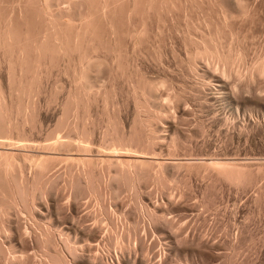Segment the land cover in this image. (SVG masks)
Segmentation results:
<instances>
[{"label": "rangeland", "instance_id": "1", "mask_svg": "<svg viewBox=\"0 0 264 264\" xmlns=\"http://www.w3.org/2000/svg\"><path fill=\"white\" fill-rule=\"evenodd\" d=\"M242 1L244 8L239 7L234 0H212L215 3L207 2L199 5V8L196 6L188 9L187 16L180 10L175 20L180 25L179 33L168 29L170 34L165 31V36L152 37L143 44L141 51L137 50L133 54L132 66H137L147 83L157 87L155 97L146 94V107L137 111V114L132 99L126 96L127 92L122 91H127L125 85L123 88L121 86L125 83L114 85L118 89L116 101L119 108L109 106V110L121 109L120 116L129 125L135 119L133 117L138 116L146 120L149 129L155 131L149 130L156 138L153 153L135 154L128 151L125 155L134 153L143 160L162 161L165 164L168 180L162 182V185L157 182L156 185L152 179L143 182L140 201L141 204L154 208L157 214H163V220L166 221L160 219L154 225H147V218L139 217L133 207L130 190H124L119 197L103 193L104 202L97 197L99 202L94 193L82 194L75 200L67 182L64 183L69 176L66 167L69 159L83 155L98 160L104 154L106 158L107 153L114 155V158L125 153L119 150L111 154L102 145L105 125L98 115H102L100 111L104 108L100 101L94 104L93 113L91 111L93 117L90 119L99 116L98 120L101 122L99 124L94 119L97 127L95 126L90 138L92 141L89 139L88 142H83L74 135V141H71L72 135L67 131L72 126V116L65 119V125H70L69 128L64 126L61 131L58 130L57 134L62 136L61 141L71 142L69 147L63 146L65 149L62 147V151L61 146L57 147L59 150L54 149L59 151L55 153L59 158H55L60 160H56V164L47 172L49 180H55L54 191L48 195L47 205L45 201L37 200L38 204L35 203L39 214L29 215L21 206L13 207L9 203L7 207L10 206L11 209L7 210L8 213L5 212L7 214L4 215L0 212L3 213L0 216V246L3 248L0 264H50L46 249L38 242L44 238V228H49L55 234L58 247L67 255L69 264H118L119 261V264H134L135 259L143 260L141 264H264V72L258 76L248 70L251 61L258 57L264 58V0ZM220 10L225 11L227 22H224ZM170 22L166 21L169 28L173 25ZM187 27L196 39L206 38L208 43L214 39L222 49L230 48L243 54L244 61L239 60L237 65L234 63V67L225 76L221 74V65L216 62L218 69L220 66L218 70L214 62L216 60L213 59L197 62L194 72L189 73L186 64L181 62L186 57L183 31ZM156 51L162 55L161 60H157ZM211 61L214 63H209ZM133 70L136 71V67ZM97 75L98 73L92 79V85L96 88L92 89H96V92L97 89L99 92L107 88L109 90L111 82L107 70H101ZM48 78L44 82L48 86L42 89V96L40 93L36 96L37 99L34 96L36 100L40 97V103L44 104L40 126L30 133L26 141L16 139V146L1 147L15 149L26 144V152L23 153L28 155L52 154L47 147V144L54 141L50 139L49 133L55 129L57 120L63 118V105L59 102L47 104L48 97L44 91L47 96L49 91H57L62 99L72 83L59 74L57 68L51 70ZM78 146L86 148L87 155L79 151ZM124 159L131 160L128 157ZM219 159L235 160L234 162L244 165L247 171L257 174L255 181L238 191L229 183L208 178L202 163ZM178 162L184 164L176 169ZM171 164H174L173 168ZM24 169L28 170L30 167ZM76 169L73 168L74 172H77ZM28 171L20 174L24 176ZM107 207L109 210L105 212L104 208ZM167 219L174 227L169 223L170 226L167 227ZM176 231H179L180 237ZM63 240L77 249V258H73L65 250V243L61 242ZM141 241L143 243L140 244ZM126 248L130 249V253ZM124 257L129 261H124ZM88 258L93 262L87 261Z\"/></svg>", "mask_w": 264, "mask_h": 264}, {"label": "bare ground", "instance_id": "2", "mask_svg": "<svg viewBox=\"0 0 264 264\" xmlns=\"http://www.w3.org/2000/svg\"><path fill=\"white\" fill-rule=\"evenodd\" d=\"M211 1L212 0H0V212H3L4 215L7 214L9 211L8 209H11L10 206L7 207L9 203L13 207L21 206L29 215L32 213L33 216H35L37 212V214H39L36 205L38 204L37 200L45 201L46 203L48 195L54 191L55 180H49L50 177L48 178L47 174L50 167L60 160L55 158L58 157L55 153L57 154L59 151H55L54 149L59 150L57 147L61 146L60 151H62L63 146L69 147L70 142L74 141L73 135L82 139L81 141L83 142H88L93 131H95L94 128L96 123L94 119H96L97 121H95L98 123V119L100 118V121L105 125V135L102 139V145H105L108 150L111 151V154L117 153L119 150L125 153H122L123 155L120 157L115 156L114 158V155H110L106 152L107 156H109L104 158L105 154L103 153L104 157L102 158L104 159L101 158L102 160L90 159L88 156L85 157L83 155L69 160L67 158L68 161H65H67L66 167L69 171V176L67 175L68 178L66 176L67 181L65 180L64 183L67 182L66 185L71 190V192H69L74 196L75 200H77L82 194L86 195L87 193H94L96 198L103 199V193H105V195L108 193L109 196L117 197L124 190H130L132 193V201H134L133 207L139 217L147 218V225H154L158 223L160 219L163 220V214H157L158 212H156L154 208L151 209L148 207V204V206L146 204L143 205L140 201V188L143 182L152 179L155 183L157 182L162 185V182L168 179L165 172V164L161 163L162 161L160 163L156 161V163L154 160H143L140 158L141 156L138 157V155H135V152H137V154L153 153V143L156 138L149 130L154 131V129H149L146 120L144 121V119L138 118L135 114H137V111L140 109L146 107V94L155 97L156 93L154 94V92L157 87L147 83L143 73L137 70V66H132L134 63L133 54L137 50L141 51L143 44L150 41L152 37L160 35L165 36V31L169 32V30L171 31L173 29L175 32L179 33L180 25L175 22V20L180 10L185 12L187 16L188 14L186 13H188V9L196 6L199 8V5H204L207 2L215 3ZM234 1L239 7L244 8L242 0ZM220 12H222L221 15H223L224 22H227L225 11L220 10ZM168 20L173 23L171 28L166 26V21ZM183 32V45L186 57L181 59V62L186 64L189 73L194 72L197 62L213 59V61L216 60L214 61L215 64L218 62L221 65V74L225 76L226 74L228 75L234 63L243 59V54L234 52L230 48L227 50L222 49L219 42H215L214 39H212L210 43L207 42L206 38L202 39L199 37V39H196L188 27ZM156 56L157 60L162 59V55L159 54V51H156ZM214 62L211 61L209 63ZM251 62V66L248 65L250 68H247L250 70L249 72L251 74L256 73L255 75L258 74L259 76V74L264 72V58L258 57ZM237 64L238 63H236V65ZM217 65L218 64H216V67ZM135 67L136 71H134L135 69L133 70ZM53 68H57V72L67 77L72 83V85H70L71 83L69 82L71 87L69 86L70 88L67 92L64 90L66 94L63 92L64 97L62 99L57 91L50 92L47 90L49 91V96H47L48 94L46 95V92L43 90L45 96L48 97L47 104L59 102V104L63 105V108H61L63 118L58 117L60 119L59 121L57 120L55 125V129L57 130L54 129L49 133L50 139L54 141L49 143V145L47 144L48 150L51 149L49 153L54 155L48 154L49 156H46L45 153V156L35 153H29L28 155L23 153L26 152L24 149L27 147L26 144L15 149L1 147L2 145L16 146V139L26 141L29 139L30 133L32 134V131L40 126L41 110L44 104H41L40 97L38 98L39 101L36 99L39 93L41 94L42 89L45 88L46 85H44V82L47 81L46 79H49L48 76H50V72ZM104 69H106L109 74L108 78H110L109 82H111V88L109 90L108 88H103L104 90L100 92L99 89H97L96 92L94 91L96 89H92L95 87V85H92L93 78L96 73L99 75L100 71ZM218 70H220V66ZM223 75H221L222 78L224 77ZM118 83H125L120 85L122 88L126 86L127 91H125L126 89L122 91L127 92L126 96H130L134 103V111L136 109L134 114L136 117H133L135 119L131 120V122H133L130 125L122 120L120 116L121 109H117L119 108L117 104L118 101H116L118 89L115 88L114 85L116 86ZM34 96H37L36 99ZM40 96H42V94ZM100 101L103 103L104 107L102 109L103 111H100L102 115H100L101 113L99 112L100 114L97 113L100 116H98L99 118L95 117L94 119H90L93 117H91V111L94 104ZM109 103L112 105H109ZM109 106L117 108H114L115 111H111L109 110ZM139 113L140 112H138V115H140ZM68 116L73 117L72 122H70L72 124L70 128V125H65V119L69 118ZM101 122H99V124ZM128 125L129 127H127ZM64 126L69 128L67 132H70L72 135L71 141L63 142L61 141L62 136L57 134L58 130L61 131V127ZM127 128L129 129L127 130ZM78 150L84 153L87 152L86 148L82 146H80ZM128 151L134 152L135 154L129 152V156L125 155ZM85 155L87 154L85 153ZM63 157L64 155L62 159ZM127 157L131 158V160L124 159ZM234 161L220 159L214 161L210 160L203 162L202 165L205 167L204 171L206 176H209L208 178L211 177L216 181L229 183L239 191L243 187L252 184L257 174L247 171L244 165ZM182 162L176 163L178 164L176 165V169L184 164ZM190 162L188 165H190ZM179 163L181 165H179ZM28 166L31 169H28L30 172L24 169H27ZM74 166L78 169H76L77 172H74ZM172 168L170 169L171 171L173 170ZM23 171H28V173L24 172L25 175L23 176L21 175ZM68 171L65 172L68 173ZM67 187L65 189H68ZM99 199L98 201L100 202ZM108 208L109 207L104 208L105 212ZM163 221H166V219ZM169 222L170 221L167 219V227L171 224ZM39 224L43 225V223H38V225ZM172 225L173 224H171V226ZM176 228L175 230H178ZM44 229L46 230L45 232H43ZM44 229L41 231L44 233V238H38V242L43 249H46V256L51 262L49 263L69 264V260L66 258L67 255L65 256L64 251L58 247V239L55 237V234H53L49 228ZM185 241L187 242V240ZM61 242L65 243V250H67L70 256L73 258L79 256L74 246L69 245L65 240ZM141 243L143 242L141 241L140 244ZM148 247L150 246L148 245ZM2 249L3 248L0 246V254L3 252ZM143 250L144 249H142V251ZM127 251L130 253V249H127ZM119 252L122 253V251ZM122 255L124 254L122 253ZM129 255H127L128 258ZM2 257L4 258L5 256ZM102 258L103 257H101V259ZM128 258L127 260L125 258L124 261H129ZM87 261L93 262L90 259ZM116 262H118V260ZM119 263L121 262L119 261L118 264ZM133 263L141 264L143 260L135 259Z\"/></svg>", "mask_w": 264, "mask_h": 264}]
</instances>
